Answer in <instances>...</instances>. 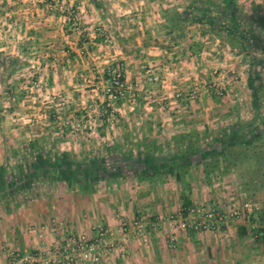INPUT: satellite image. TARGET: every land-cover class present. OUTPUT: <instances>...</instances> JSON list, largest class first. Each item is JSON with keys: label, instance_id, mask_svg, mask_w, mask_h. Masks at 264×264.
<instances>
[{"label": "crops", "instance_id": "obj_1", "mask_svg": "<svg viewBox=\"0 0 264 264\" xmlns=\"http://www.w3.org/2000/svg\"><path fill=\"white\" fill-rule=\"evenodd\" d=\"M196 1L0 0V95L4 94L7 83L5 66L16 68L12 69L10 77L13 80L8 87L11 92L24 94L23 80L39 79L43 84L42 89H33L32 104L28 108L33 109L32 116L41 118V124L49 130L43 134L42 141L50 139L62 145L65 140L51 133L57 115L71 108L70 111L78 113L75 116L78 118L90 112L85 111L87 107L93 112L100 108L106 110L105 100L100 97L103 91L99 90V82L96 81L108 74L111 65L121 64L130 83L154 73L162 78L157 88H129L130 93L139 91L138 99L145 102L130 95L116 105L115 114L117 119L125 118L123 123L111 120L110 110L105 112L104 116L109 118L107 121L111 120V139L114 138L116 142L108 154H111L112 160H127L125 164L128 166L136 154L128 156L114 151L119 142L123 145L131 142L138 146L150 139L158 145H170L175 138L180 148L171 155L173 159H181L184 154H189L190 158L202 157L195 147L186 150V145L199 144L205 149L207 130L216 126L224 131L235 126L240 122L239 107L232 102L220 107L224 117L231 119H220L214 126L212 122L197 116H204L208 111L214 113L217 107L212 103V97L215 96L203 95L196 102L176 101L175 92L180 86L193 84L195 80H211L213 70L232 68L230 62H240L242 56L235 54V57L226 59L228 48L224 41H209L210 35H202L203 26L191 25L183 19L185 13H194ZM71 12L78 18L80 31L74 28ZM242 82L234 88L242 90ZM235 89L228 97H238ZM23 104L19 103L18 106L23 108ZM21 111L3 113L6 119L0 122V135L8 130L21 131L20 123L11 119L19 120L17 116L21 115ZM102 125L95 126L100 128ZM31 127L37 128L35 124ZM196 136L199 140L195 139ZM15 137L13 132V136L7 137L12 138L10 140L0 138L2 158H7L11 153L10 144L21 140ZM141 150L144 151L143 148ZM148 156L157 162L166 163L164 160H167L162 153ZM142 157L141 153L138 159ZM155 164L153 168L157 171H166L164 164H161V170ZM38 172H49L46 183L39 186L34 178L30 179L36 174L35 171H0V247L15 245L21 250L45 249L41 236L52 239L53 235H58L50 226L40 230L37 225H49L53 216L57 215L53 209L60 208L59 220L79 223L84 204L88 203L86 205L89 206V202L83 200L84 195L78 197L63 177H57L53 171ZM113 174L116 175L115 171ZM120 176L111 180L115 189L126 183ZM139 179L144 180V177ZM113 204L117 208L115 200ZM131 204L129 202L126 206ZM131 206L128 207V217L132 212ZM100 209L102 214L107 215L106 224L111 226L109 208L101 205ZM7 262L5 254L0 251V264Z\"/></svg>", "mask_w": 264, "mask_h": 264}, {"label": "rangeland", "instance_id": "obj_2", "mask_svg": "<svg viewBox=\"0 0 264 264\" xmlns=\"http://www.w3.org/2000/svg\"><path fill=\"white\" fill-rule=\"evenodd\" d=\"M237 5L244 14L250 16L264 14V0H239ZM210 36L209 41L220 40L226 43L228 48L226 59L235 57V54L241 55L242 58L240 62L232 60L230 62L233 64L232 68L213 70L212 76L217 75L216 77L222 79L221 83L227 92L222 97L212 93L210 96H215V98L212 97V103L217 107L214 109V113L211 114L208 111L204 116L197 117L212 122L214 126L220 119L230 120L231 118L224 117L220 107L232 102L239 107L237 109L240 112V122L252 123L256 121L253 131L257 128L264 129V34H259L260 39L255 40L249 33V37L252 38L251 43L256 47L252 53L256 62L253 66L249 63L250 59H247L238 49L233 52L234 49L231 48L227 39L215 35ZM118 65L121 66L116 63L111 65L110 69ZM12 69L15 70V66L10 69L5 66L4 69L5 82L7 83L4 94L0 95V122L1 120L4 122L6 114L21 109V115L17 116L19 120L11 118L20 123L21 131L8 130L4 135L1 134L0 138L4 137L6 140L7 137L13 136L14 132L15 139L17 140L18 137L21 140L8 146L11 153L7 158H2L0 155V171H35L36 174L30 176V179L34 178L37 186L46 183L49 175V172L38 171H53L57 177L67 173L70 176L67 181L69 187L73 189V192H76L78 197L84 195L83 200L89 202L90 207L87 206L88 203L84 204L82 215L79 216V223L59 220L60 208L53 209L57 211L55 213L57 215L53 216L50 224L42 223L37 225V228L42 230L43 227L50 226L58 237L53 235L52 239H45L41 236L45 243V249L21 250L15 245L0 247V251H3L6 260H8L7 264H11L6 256L7 249L16 248L21 252L47 251L53 247L62 246L71 238L83 235L94 238L99 226L108 231L106 243L107 249H109L106 260L101 264H264V146L250 151L236 149L235 152L238 154L236 160H228L227 167L222 171V174L215 176L209 184L204 174L203 161L209 159L210 155L220 152V140L223 133L221 127L213 128L212 126L207 130L205 135H207L208 141H205L204 146L210 155L204 159L201 155L190 158L189 154L186 157L188 161L173 159L171 155L178 147L180 148L179 143H175L177 141L175 138L172 139L174 143L170 145L156 143V147L162 148L161 153L167 157V160H164L166 163H162L165 165L163 168L166 171H157L153 168L149 161L150 157L145 156V146L141 144L136 146L131 142L123 145L122 142H119L117 147H114L115 151L126 153L128 156L136 154L134 160H130L132 163L127 166L124 161L112 160L111 154H108L109 149L116 144L114 138L111 139V120H117L120 124L125 121V118L117 119V114H115L114 117H110V121H107L109 118L105 117L106 115L101 117L89 107L85 111L90 112H86L79 118L75 117L78 115L77 112L70 111L72 108L57 115L58 118L55 120L56 124L51 133L64 139L65 143L61 145L59 142L54 143L47 139L40 147L34 146L35 141H44L43 134L45 135L49 130L41 124V118L32 116L33 109L28 108L29 104H32L30 101L34 96L31 80H23L26 89V92L23 91L24 94H21L20 91V93L11 92L8 88L13 81L10 80L13 74ZM233 71L236 73L237 80L231 79ZM251 78L259 79L254 82L256 87L262 86V92L259 93L261 112L260 118L257 120H255L257 112L254 108V97L249 88ZM242 80L244 81V83L242 82L243 86H240L242 90L238 87L235 89V85H241ZM107 81L108 74L103 76V79L96 81L99 82L97 86L100 91H103L107 86ZM126 81L128 87L134 90L153 89L157 88V84H160L149 83L141 88L139 83L141 80L133 83L127 79ZM234 89L237 90L238 97H228ZM138 92L134 91L135 99H138ZM101 96L103 100L106 99L104 92H101ZM139 101L143 102L144 100L140 99ZM22 102L24 103L23 108H20L18 104ZM85 111L83 112L85 113ZM67 122L79 124V131L72 132L67 127ZM100 123L103 125L97 128L95 125ZM32 124H35L37 128H32ZM253 131L247 132L249 135L247 137H250ZM192 135L196 134L192 133ZM195 139L199 140L197 136ZM142 148L144 151L141 150ZM2 150L3 147H1ZM141 153L143 157L138 159ZM42 154L43 158L40 156ZM60 154L64 155L63 160L56 157ZM178 168L182 170L184 182H179L176 179ZM114 171L116 175L113 174ZM117 176L122 177L126 183L123 182L115 189L111 180ZM131 176L134 178L131 179ZM141 177H144V180L139 179ZM184 196L185 198H183ZM114 200L115 203H118L117 208L114 207ZM188 201L190 204L187 206L186 202ZM129 202L134 207L126 206ZM243 203L251 204L253 213L247 214L242 220L232 218L225 220L218 231L196 232L191 229H181L179 226L180 222L177 216L182 209L189 207L204 211L218 209L223 213H228ZM101 205L109 208L108 217L111 219V226L105 222L107 215L101 213ZM130 206L132 212L128 217V207ZM199 217H201L199 214H194L189 216L187 221L193 223ZM135 221H140L144 225L143 236L137 235L133 224ZM243 228L246 232H243ZM259 229L263 230L262 237H258L257 230ZM64 230L66 231L62 235ZM101 250L104 253L106 249L101 248Z\"/></svg>", "mask_w": 264, "mask_h": 264}, {"label": "built area", "instance_id": "obj_3", "mask_svg": "<svg viewBox=\"0 0 264 264\" xmlns=\"http://www.w3.org/2000/svg\"><path fill=\"white\" fill-rule=\"evenodd\" d=\"M74 12H71V19L73 20L74 28L80 31L78 25V18ZM105 36V33H103ZM217 71L215 72V74ZM236 73H231V79L237 80ZM217 76V75H216ZM213 77L209 82H203L196 80L193 84L180 86L174 96L176 101H195L200 99L203 95H211L215 93L218 96H225L227 89L221 83L222 79ZM161 76L150 73L146 75L140 83V86L144 87L149 83H161ZM31 87L34 90L42 89V82L39 79L31 80ZM106 97L104 104L106 110L102 108L97 110L99 116H104L107 110H110L112 117L115 116V107L119 103L125 101L128 96L136 97L135 93H130L128 83L125 78L123 66H115L108 71L107 86L103 89ZM130 93V94H129ZM67 127L72 132H78L80 125L73 122H67ZM253 209L251 204L243 203L237 208L232 209L228 213H223L218 209L213 210H200L197 208L182 209L178 213L179 226L181 229H191L196 232H213L221 229L225 220L229 218L242 220L245 219L247 214H252ZM199 214V217L195 222L191 223L187 221L189 216ZM137 235L143 236L145 227L140 221L134 223ZM62 232V235L65 233ZM108 231L104 227H97L96 235L94 238H89L85 235L78 238H71L60 247H53L47 251L40 252H21L16 248L6 250V256L10 260L11 264H101L106 260L109 249L106 243ZM101 248H105V252L102 253Z\"/></svg>", "mask_w": 264, "mask_h": 264}, {"label": "trees", "instance_id": "obj_4", "mask_svg": "<svg viewBox=\"0 0 264 264\" xmlns=\"http://www.w3.org/2000/svg\"><path fill=\"white\" fill-rule=\"evenodd\" d=\"M183 19L191 25L197 24L203 26V36L209 34L227 39L231 48L238 49L247 59H250V65L253 66L256 63L252 56L256 47L255 45H252V38L249 37V33L252 34L255 40L260 39L259 34H264V14L261 16H250L242 13L238 8L237 0H197L194 6V13L191 15L185 13ZM256 80L259 79L251 78V84L249 85L254 97V108L257 112L255 120L260 118L261 103L259 93L262 92V86L256 87L254 85ZM255 122H238L235 126H230L222 131L220 152L215 153L212 156L202 145H192V143L186 145V150L196 147L195 150L202 154L203 159L210 155L209 159L203 161L204 174L208 184L211 183L215 176L222 174V171L227 167L228 160H236L238 156L237 152H235L236 149L250 151L264 146V129L257 128L253 131ZM251 131H253L252 135L247 137L249 136L247 135V132ZM42 143L43 141H35L34 146L38 145V147H40ZM141 145L146 148V156L150 154L156 155L163 150L160 147L157 148L156 142L150 139H147V141ZM40 156L43 158V154ZM56 157L60 160L64 159L63 154L56 155ZM186 157L187 154H184L181 159H183V161L187 160ZM149 161L152 166L156 162L155 166H157L159 170L162 169V162H157V160H154L152 157ZM124 162L126 163L128 161L125 160ZM181 171V169L177 170L176 179L179 182H184ZM61 177L66 181H69L70 179V176L67 173L65 175L61 174ZM86 186L87 185H85V187ZM183 198H185V196ZM189 204V201L186 202L187 206ZM242 230L243 232H246L244 228ZM262 233V229L257 230L258 237H262Z\"/></svg>", "mask_w": 264, "mask_h": 264}]
</instances>
